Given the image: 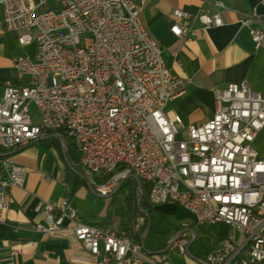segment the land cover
<instances>
[{
	"label": "built area",
	"instance_id": "obj_1",
	"mask_svg": "<svg viewBox=\"0 0 264 264\" xmlns=\"http://www.w3.org/2000/svg\"><path fill=\"white\" fill-rule=\"evenodd\" d=\"M49 1L0 0L6 28L19 33L23 46L37 43L35 58H14L27 84H6L0 99V150L62 131L80 153L96 193L112 196L124 179L145 174L151 204L174 202L198 225L223 222L246 234L240 245L233 237L215 245L206 263L231 264L249 246V260L243 263L264 264V156L253 146L264 128V96L247 80L215 88L213 116L185 124L165 107L185 93L192 78L167 66L160 43L143 26L132 0H56L39 11ZM216 5L224 6L221 1ZM172 17V33L185 39L195 35L197 18L204 28L224 23L219 12L205 8L197 16L174 9ZM254 22L264 25L256 14L243 21ZM251 33L257 43L264 39L263 28L252 27ZM30 103L39 107L40 123L33 121ZM117 156H125L126 165H115ZM2 163L0 221H5L10 189L22 184L26 168L9 159ZM106 174H111L106 183L96 182V176ZM35 210L48 217L45 233L72 229L89 253L76 264H144L139 241L123 235L117 222H85L69 197L40 201ZM174 245L187 252L184 231L174 236ZM154 264L171 262L163 253Z\"/></svg>",
	"mask_w": 264,
	"mask_h": 264
},
{
	"label": "crops",
	"instance_id": "obj_2",
	"mask_svg": "<svg viewBox=\"0 0 264 264\" xmlns=\"http://www.w3.org/2000/svg\"><path fill=\"white\" fill-rule=\"evenodd\" d=\"M132 1L140 10L143 26L160 43L167 66L179 76L193 78L185 93L167 104L165 110L168 113L181 115L185 124L202 123L216 110L213 89L225 88L244 79L264 96V40L258 46L250 34V27L242 23L247 15L253 13L264 21V0H210L206 6L212 13L221 11L224 24L204 30L201 22L195 20L192 25L196 34L189 40L178 38L171 32L172 11L179 8L198 14L203 6L202 0ZM215 1L223 2L225 8L220 9ZM18 35V32L6 28L0 4V99L7 83L17 86L27 84V78L19 76L14 58L36 56L37 44L22 46ZM175 52L179 55L178 59ZM261 135H264V128L254 143ZM72 144L62 131L45 133L36 141L5 155L15 164L25 167L26 174L21 185L11 187L10 207L5 221H0V264H76L89 257L87 249L68 226L52 234L42 230L49 221L45 212L35 210L40 201L57 202L69 197L85 222L110 226L116 221L114 217L107 218L111 198L107 206L104 207L103 203L99 208L98 198L105 196L90 188L81 163L72 153H66ZM154 213L172 222L169 232H158L153 228ZM146 216L150 218L143 233L141 243L144 247L140 253L144 264L158 262L163 253L171 264H208L206 257L215 245L232 237L235 244L240 245L246 236L242 230L223 222L198 225L187 209L174 202L154 205ZM184 223L188 226H183ZM200 226L210 227L213 236L205 251L194 247L198 240L196 230ZM179 231H184L189 239L185 254L174 243L171 245ZM152 232L160 233L164 240L148 245L147 239ZM14 250L20 253L15 255ZM248 251L249 246L231 264H244V259L249 260Z\"/></svg>",
	"mask_w": 264,
	"mask_h": 264
},
{
	"label": "rangeland",
	"instance_id": "obj_3",
	"mask_svg": "<svg viewBox=\"0 0 264 264\" xmlns=\"http://www.w3.org/2000/svg\"><path fill=\"white\" fill-rule=\"evenodd\" d=\"M216 2L217 1H215V4H216ZM54 3H56L57 4V2H56V0H51V2L49 1L48 2V4L47 5H45L42 9H39V11H41V10H46V9H49V8H51V6L53 5V6H55L54 5ZM202 3H203V6H202V8H201V10H200V12L198 13V14H193V15H199L200 13H201V11H202V9H207L208 11H209V13H212V12H210V10H209V8H208V6H206L207 5V3H210V0H208L207 2H204L203 0H202ZM223 3V2H222ZM223 5H224V3H223ZM137 6V5H136ZM218 6V5H217ZM220 9H224L225 8V5L223 6V7H220V6H218ZM138 8V7H137ZM139 9V8H138ZM176 9H179V8H176ZM183 10V9H182ZM174 11V10H173ZM173 11H172V13H173ZM185 11V10H184ZM186 12H188V11H186ZM217 12H219L220 14H221V16H222V13H221V11H217ZM139 13H140V10H139ZM190 13V12H189ZM214 13H216V12H214ZM192 14V13H191ZM253 14H256V13H253ZM253 14H250V15H253ZM257 15V14H256ZM249 15H247V17H248ZM139 17H140V14H139ZM247 17H245V19L247 18ZM258 17H260L259 15H258ZM223 18V17H222ZM261 18V17H260ZM245 19H243L242 20V23H243V21L245 20ZM195 20H199L198 18L197 19H195ZM194 20V21H195ZM193 21V22H194ZM200 22H201V20H199ZM223 21H224V19H223ZM261 23H264V21L262 20V18H261ZM173 24V23H172ZM201 24H202V29H209V28H212V27H219V26H216V25H213V26H211V27H209V28H204V24L201 22ZM224 24V23H223ZM222 24V25H223ZM244 24V23H243ZM222 25H220V26H222ZM245 25H248L249 27H250V34H251V36H252V33H251V28L253 27H258V28H263L264 29V25L263 24H260L259 22H254V23H252V24H245ZM172 26V25H171ZM171 29V28H170ZM172 32V31H171ZM150 33V32H149ZM195 34H196V30H195ZM176 36V35H175ZM177 37V36H176ZM193 37V36H192ZM191 37V38H192ZM178 38H182V37H178ZM190 38V39H191ZM252 38H253V36H252ZM183 39H185V38H183ZM185 40H189V39H185ZM254 40V39H253ZM264 40V39H263ZM262 40V41H263ZM255 41V40H254ZM262 41L260 42V43H257L256 41H255V43L259 46L261 43H262ZM33 43H35V44H37L36 43V41L35 42H33ZM32 43V44H33ZM23 46V45H22ZM28 46V45H27ZM34 47V45L32 46V48ZM176 53V52H175ZM175 53H174V55H175ZM162 55H163V53H162ZM22 56H25V55H22ZM178 53H177V56H176V58L178 59ZM35 58V57H34ZM171 69V68H170ZM172 71V70H171ZM173 72V71H172ZM174 73V72H173ZM182 77V76H181ZM183 78H189V77H183ZM192 78V77H191ZM192 80H193V78H192ZM244 80H246V79H244ZM191 83V82H190ZM190 83H188V84H190ZM240 83V82H239ZM249 83V82H248ZM187 84V85H188ZM232 84V83H231ZM187 85H186V88H187ZM230 85V84H229ZM228 85V86H229ZM227 86V87H228ZM251 87V86H250ZM186 88H185V91H186ZM226 88V87H225ZM215 89V88H214ZM214 89H213V92H214ZM218 89H222V88H218ZM254 90V89H253ZM256 91V90H255ZM214 94H215V92H214ZM180 97V96H179ZM173 100V99H172ZM171 101V100H170ZM169 101V102H170ZM168 102V103H169ZM215 102H216V95H215ZM167 106V105H166ZM166 108V107H165ZM216 111V110H215ZM29 113H30V115H31V117H32V119H33V121L34 122H36V123H40L41 122V119H42V114H41V111H40V109H39V107L35 104V103H30V105H29ZM215 113V112H214ZM213 116V115H212ZM211 116V117H212ZM209 119V118H208ZM203 123V122H202ZM190 124H196V123H190ZM199 124V123H198ZM46 133H55L54 131H49V132H46ZM45 134V133H44ZM43 134V135H44ZM39 139V138H38ZM36 141V140H35ZM34 142V141H33ZM254 143V142H253ZM75 146V145H74ZM254 147H255V149L256 150H259V152L261 153L260 154V156H263L262 155V152H264V135H261L259 138H258V140L254 143V145H253ZM75 148H76V146H75ZM19 149V148H18ZM77 149V148H76ZM14 150H16V149H14ZM14 150H10V151H14ZM78 151V150H77ZM66 153H67V151H66ZM79 153V152H78ZM79 155H80V153H79ZM3 159H7V158H5V156H1L0 157V169H1V172H0V174L2 175V174H5V172H4V170H3V163H2V160ZM14 163V162H13ZM80 163H81V156H80ZM81 166H82V164H81ZM83 172H84V170H83ZM84 176L86 177V175H85V173H84ZM105 176H107V174L106 175H98V176H96L95 177V179H96V182L97 183H99V184H103V183H106L107 181H108V179L109 178H107V180L106 181H100V180H102V179H104V177ZM135 177H138V176H136V175H132V176H130L129 178H126V179H124L121 183H120V185L119 186H117L116 187V189L113 191V193H111L110 195H114L115 193H117V191L119 190V188H120V186H121V184L124 182V181H126V180H128V179H132V180H134L136 183H137V181L135 180ZM140 179V178H139ZM86 180H87V182H88V184H89V186H90V188L95 192V190L92 188V186H91V183H90V180L86 177ZM141 180V182H142V189H140L139 188V186H138V192L136 193V195H142L143 194V186H144V181L142 180V179H140ZM146 184V183H145ZM137 185H138V183H137ZM96 193V192H95ZM149 193V192H148ZM98 194V193H97ZM98 195H101V194H98ZM116 195H118L117 196V198H116V204H112V207H111V209H114V208H117V207H119V208H121V207H123L124 209H123V213H124V217L125 218H129V219H132V221H131V225H132V229H133V231L135 230H138L144 223H145V217L144 216H140V215H138L136 218H135V214H134V211H133V209H131V207H129V205H128V202H126V198L128 197V195H135V191H134V189L131 187V188H128V187H126L124 190H123V192H120L119 194H116ZM108 198V199H107ZM111 198V196H109V197H103V198H98V207L99 208H101V206H102V204L104 203V207L105 206H107V204L110 202V201H108L109 199ZM115 219H116V221L115 222H117L118 224H120V218L118 217V216H116V217H114ZM153 228L155 229V230H157L158 232H169V230H171L172 229V222L169 220V219H167V218H165V216H162V215H160V214H157V213H154V215H153ZM196 232H197V236H198V240L195 242V245H194V247L197 249V250H199V251H205L206 250V248H208V246L212 243V241H213V236H212V233H211V228L210 227H208V226H200V227H198V229L196 230ZM164 240V238H162V235H160V233H151L150 234V236L148 237V239H147V243H148V245H151V244H153V242L154 243H156V244H159V243H161L162 241Z\"/></svg>",
	"mask_w": 264,
	"mask_h": 264
},
{
	"label": "trees",
	"instance_id": "obj_4",
	"mask_svg": "<svg viewBox=\"0 0 264 264\" xmlns=\"http://www.w3.org/2000/svg\"><path fill=\"white\" fill-rule=\"evenodd\" d=\"M9 152H12V151L0 150V157L5 156ZM69 152L72 153L74 156H76V158L80 162V155H79L77 149L75 148L74 144H72L69 147V149L67 150V153H69ZM110 175L111 174H108L107 176L104 177V179H102L100 181H106ZM126 187H128V188L132 187L135 191V195H128V197L126 198V202H128L129 207L132 206L131 209H133V211H134L135 218L138 215L145 217V223L136 231L135 230L133 231L132 225L130 224L132 219L124 217V213H123L124 208L123 207H121V208L117 207V208L111 209L112 204H116V198L118 196L116 194L123 192V190ZM137 192H138V185L134 180L128 179V180L124 181L121 184L117 193H115L114 195L111 196V202L109 205L107 218H112V217L118 216L120 218V227L119 228L121 230V233L125 236H128L129 238H131L134 241L142 242L143 237H144L143 233L145 232V230L148 226L149 218H150L149 216H146L143 213V211L151 213L152 207L154 205L149 202V199H148L149 188H148L147 184L144 183L142 195H136Z\"/></svg>",
	"mask_w": 264,
	"mask_h": 264
},
{
	"label": "bare ground",
	"instance_id": "obj_5",
	"mask_svg": "<svg viewBox=\"0 0 264 264\" xmlns=\"http://www.w3.org/2000/svg\"><path fill=\"white\" fill-rule=\"evenodd\" d=\"M115 165H126V158L125 156H117L115 158ZM84 170L85 175H88V168L82 167ZM138 178L142 179L146 183V175L145 174H138ZM143 244L139 242V250H143Z\"/></svg>",
	"mask_w": 264,
	"mask_h": 264
},
{
	"label": "water",
	"instance_id": "obj_6",
	"mask_svg": "<svg viewBox=\"0 0 264 264\" xmlns=\"http://www.w3.org/2000/svg\"><path fill=\"white\" fill-rule=\"evenodd\" d=\"M135 180L137 181L139 188L142 189V182H141V180L138 177H135ZM143 213L146 214V215H148V213L146 211H143ZM147 231H148V229H147ZM173 243H174V238L172 239L171 245Z\"/></svg>",
	"mask_w": 264,
	"mask_h": 264
}]
</instances>
